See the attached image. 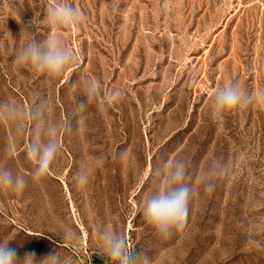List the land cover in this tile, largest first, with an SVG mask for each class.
I'll return each instance as SVG.
<instances>
[{
	"label": "rangeland",
	"instance_id": "374dc122",
	"mask_svg": "<svg viewBox=\"0 0 264 264\" xmlns=\"http://www.w3.org/2000/svg\"><path fill=\"white\" fill-rule=\"evenodd\" d=\"M58 2L0 0V100L27 109L44 95L48 119L60 124L83 96L74 80L94 78L123 96L104 108L90 105L76 134L61 129L63 150L46 178L19 193L0 188V239H11L20 260L59 251L72 264H113L98 251L104 224L151 264H264V0H168L169 7L120 0L118 11L111 0H69L84 20L57 32L74 60L62 78L48 80L18 66L15 55L52 33L47 9ZM230 80L255 102L213 118L212 94ZM26 139L14 121L0 118V166L32 171ZM7 140L16 143L12 158ZM123 150L126 161L118 158ZM171 157L189 162L194 191L186 227L163 238L139 207L156 187L151 169ZM217 158L232 170L208 194L196 177ZM82 163L93 169L85 188L73 179ZM66 227L78 232V243L61 239Z\"/></svg>",
	"mask_w": 264,
	"mask_h": 264
},
{
	"label": "clouds",
	"instance_id": "9594fccd",
	"mask_svg": "<svg viewBox=\"0 0 264 264\" xmlns=\"http://www.w3.org/2000/svg\"><path fill=\"white\" fill-rule=\"evenodd\" d=\"M119 3L120 0H111L110 7L118 11ZM165 6L169 7L168 0H165ZM46 20L51 26L52 33L43 40H29L17 50L15 63L18 66H29L48 80H56L64 76L74 60L72 51L60 39L57 30L59 28L74 30L84 20V14L69 0H60L49 5ZM23 31L25 26L22 25L21 32ZM71 87H81L83 96L76 103L71 116H66L60 124L48 119L50 102L44 95H37L36 102L30 104L27 109L22 103L18 104L9 99L0 100V118L14 121L16 135L21 138L27 137L24 148L26 159L32 165V171L28 175L14 172L10 167L0 166V188L19 193L26 190L30 182L46 178L51 173L58 154L63 150L58 138L61 129L64 134H76L85 125L84 114L90 105L96 103L99 108H104L123 96L119 90L104 88L102 83L94 78L86 79L83 84L74 80ZM258 95L264 98V91ZM254 102V94L246 93L238 82L230 80L213 92L211 114L213 118L222 120L224 115L233 109ZM4 152L7 157H14L15 141L7 140ZM118 158L126 161L127 150L121 151ZM98 159L102 162L103 156ZM189 169V162L180 157L165 159L151 169L150 176L156 187L143 195L139 211L147 225L160 237L170 238L174 232L183 231L186 227L189 203L194 191L191 183L193 177ZM231 170V161L217 158L210 162L205 172L199 174L196 180L204 192L211 194L215 190L216 181L230 175ZM92 173L93 169L87 163H82L73 177L76 186L87 187ZM61 239L67 244L74 245L81 240V236L73 228L66 227ZM96 239L98 251L113 264H151L147 255L135 251L126 236L111 226L99 225ZM10 241L11 239L7 237L0 239V264H72L71 258L59 251H54L39 261L35 253L29 252L20 260L18 250L11 246Z\"/></svg>",
	"mask_w": 264,
	"mask_h": 264
}]
</instances>
